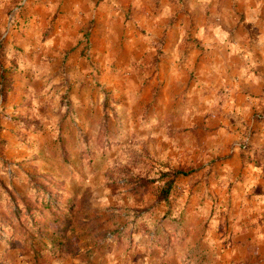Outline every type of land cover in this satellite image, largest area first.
<instances>
[{
	"label": "rangeland",
	"instance_id": "374dc122",
	"mask_svg": "<svg viewBox=\"0 0 264 264\" xmlns=\"http://www.w3.org/2000/svg\"><path fill=\"white\" fill-rule=\"evenodd\" d=\"M40 1L0 0V264H264V0H169L111 71L38 59Z\"/></svg>",
	"mask_w": 264,
	"mask_h": 264
},
{
	"label": "crops",
	"instance_id": "0c3cea01",
	"mask_svg": "<svg viewBox=\"0 0 264 264\" xmlns=\"http://www.w3.org/2000/svg\"><path fill=\"white\" fill-rule=\"evenodd\" d=\"M177 3L169 0H41L34 11L35 25L42 27L53 19L55 24L37 58L43 55L58 57L65 51H71L68 54L69 63L78 64V68L86 70L91 67V63L82 57L87 44L94 66L108 71L124 67L135 58L151 55L156 43L153 35H163L158 31L160 25L169 22L175 8L177 11ZM142 30H147V34ZM168 34L169 45L174 44L176 48L171 54L172 59H167V63H172L161 65L174 71L178 67L175 60L182 47L176 37L173 41L172 34ZM25 43L26 40L21 39L19 44L25 47ZM255 71L243 72L240 85L242 90L250 89L264 98V72Z\"/></svg>",
	"mask_w": 264,
	"mask_h": 264
},
{
	"label": "trees",
	"instance_id": "16d2710c",
	"mask_svg": "<svg viewBox=\"0 0 264 264\" xmlns=\"http://www.w3.org/2000/svg\"><path fill=\"white\" fill-rule=\"evenodd\" d=\"M169 184V183H168ZM169 188V186H167L164 190H163V192H161L162 194V196H161V198H162V200H166V199H168V197H169V192H170V189H168ZM159 230H160V228H159ZM160 235V234H159ZM160 264H165V262L164 263H160Z\"/></svg>",
	"mask_w": 264,
	"mask_h": 264
}]
</instances>
